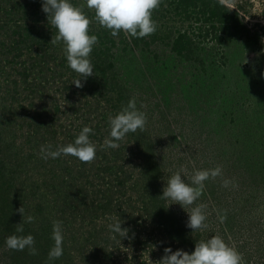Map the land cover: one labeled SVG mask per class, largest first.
Wrapping results in <instances>:
<instances>
[{
  "label": "rangeland",
  "instance_id": "obj_1",
  "mask_svg": "<svg viewBox=\"0 0 264 264\" xmlns=\"http://www.w3.org/2000/svg\"><path fill=\"white\" fill-rule=\"evenodd\" d=\"M83 10L98 40L77 87L41 0H0V264H155L165 246L191 252L217 234L264 264V0H160L143 37L112 36ZM133 97L144 127L106 145L108 117ZM85 125L93 160L43 158L42 145L73 142ZM217 165L193 205L161 196L173 173L192 184L194 169ZM196 205L207 228L193 231ZM118 219L126 234L109 227ZM29 233L35 253L6 245Z\"/></svg>",
  "mask_w": 264,
  "mask_h": 264
},
{
  "label": "clouds",
  "instance_id": "obj_2",
  "mask_svg": "<svg viewBox=\"0 0 264 264\" xmlns=\"http://www.w3.org/2000/svg\"><path fill=\"white\" fill-rule=\"evenodd\" d=\"M159 4L160 0H86L85 4L79 5L73 3V0H41V10L46 14L48 24L56 29V40L62 42V50L69 67L79 74L74 84L81 87L82 80L93 75L94 66L90 53L98 40L95 34L88 32L91 20L84 12V7L94 10L95 20L109 29L112 36H117L123 31L129 37H143L157 30L152 10ZM146 120L147 116L137 108L135 98H130L115 115L108 117L109 138H106L105 144L116 146L128 132L143 128ZM93 131L90 126L85 125L73 142L59 145L55 149L50 144L42 145L43 158H57L63 154L75 156L83 162L93 160L96 156V144L89 135ZM219 175H222L220 165L212 169H194L191 176L192 184H189L185 182L180 171H177L168 177L161 196L175 201L181 207L193 205L205 187L204 181L210 176ZM228 183L227 179L223 181L224 186ZM187 214L186 227L193 231L207 228V217L202 205L191 207ZM26 219L31 222L35 217L28 215ZM224 219L225 216L219 215L221 222ZM120 221L118 219L109 227L114 233L126 234L128 229L122 228ZM19 231H23L22 227ZM52 238L55 244L50 250V255L58 257L63 253L62 221H53ZM34 244L35 238L31 233L12 234L6 237V245L12 249L22 250L28 246L35 253ZM155 264H245V259L235 247L217 234L196 241L191 252L183 248L173 249L171 245L165 246L163 255Z\"/></svg>",
  "mask_w": 264,
  "mask_h": 264
},
{
  "label": "trees",
  "instance_id": "obj_3",
  "mask_svg": "<svg viewBox=\"0 0 264 264\" xmlns=\"http://www.w3.org/2000/svg\"><path fill=\"white\" fill-rule=\"evenodd\" d=\"M224 9H225V8H224ZM226 10H228V9H226ZM226 10H224V12L227 14ZM225 13H224V14H225ZM218 15H219V13H218ZM227 16H228V15H227Z\"/></svg>",
  "mask_w": 264,
  "mask_h": 264
}]
</instances>
